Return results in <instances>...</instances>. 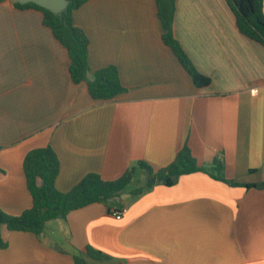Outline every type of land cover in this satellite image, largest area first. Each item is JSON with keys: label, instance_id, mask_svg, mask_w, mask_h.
<instances>
[{"label": "crops", "instance_id": "crops-1", "mask_svg": "<svg viewBox=\"0 0 264 264\" xmlns=\"http://www.w3.org/2000/svg\"><path fill=\"white\" fill-rule=\"evenodd\" d=\"M157 12L156 0H88L73 12L90 41V77L115 65L127 89L103 101L72 81L68 51L41 12L0 3L1 210L32 207L23 160L47 145L61 192L89 173L116 180L138 162L157 171L185 143L200 166L217 159L226 179L264 183V46L240 33L227 0H176L174 36L211 80L197 87ZM138 174L145 187L150 177L137 168L133 182ZM130 192L120 219L95 203L49 221L40 239L2 227L0 264H74L86 247L109 256L88 264H264V188L198 172Z\"/></svg>", "mask_w": 264, "mask_h": 264}, {"label": "trees", "instance_id": "trees-1", "mask_svg": "<svg viewBox=\"0 0 264 264\" xmlns=\"http://www.w3.org/2000/svg\"><path fill=\"white\" fill-rule=\"evenodd\" d=\"M4 1L7 0H0V3ZM87 1L68 0L67 8L59 14L34 3L20 4L16 1L12 3L18 9H35L41 12L43 24L52 30L54 37L68 51L72 81L75 84L86 82L93 99L111 101L127 91L121 83L118 68L115 65H109L96 70L90 77V41L84 30L73 22V12ZM227 2L235 15L240 33L264 46V0H227ZM156 4L158 18L164 28L165 44L172 49L197 87L208 86L211 83L210 78L196 70L174 36L176 0H156ZM137 168L145 170L154 181L148 182L145 187L131 191L133 197H139L146 189L157 184L173 186L181 176L198 172L233 187L264 188V183L243 184L226 179L223 161L216 159L209 167L200 166L188 144L185 143L172 163L157 171L145 162H138L116 180H104L97 173H89L71 190L61 192L55 185L60 172V161L54 149L47 145L30 150L23 160V172L27 190L32 197V207L19 216L10 215L0 209V249L8 247V243L1 237L2 227H6L9 231L32 233L40 239L49 221L65 219L72 211L95 203L105 205L109 211L122 208L121 196L132 182ZM86 257L96 260L109 259V256L101 251L86 247L83 252L74 255V264H88Z\"/></svg>", "mask_w": 264, "mask_h": 264}, {"label": "water", "instance_id": "water-1", "mask_svg": "<svg viewBox=\"0 0 264 264\" xmlns=\"http://www.w3.org/2000/svg\"><path fill=\"white\" fill-rule=\"evenodd\" d=\"M16 1L20 4H27V3H34L42 8H45L55 14H59L64 11L68 6V0H12ZM154 179L152 178L150 182H153ZM129 196V194H125Z\"/></svg>", "mask_w": 264, "mask_h": 264}, {"label": "rangeland", "instance_id": "rangeland-1", "mask_svg": "<svg viewBox=\"0 0 264 264\" xmlns=\"http://www.w3.org/2000/svg\"><path fill=\"white\" fill-rule=\"evenodd\" d=\"M152 178L148 179L147 181H150ZM142 184V177L140 174H138L133 182H132L127 186L126 188V192H130L138 187H140V185Z\"/></svg>", "mask_w": 264, "mask_h": 264}, {"label": "built area", "instance_id": "built-area-1", "mask_svg": "<svg viewBox=\"0 0 264 264\" xmlns=\"http://www.w3.org/2000/svg\"><path fill=\"white\" fill-rule=\"evenodd\" d=\"M126 212V209L125 208H122V209H117V208H114L110 211V214L116 218V219H120L122 217V215Z\"/></svg>", "mask_w": 264, "mask_h": 264}]
</instances>
